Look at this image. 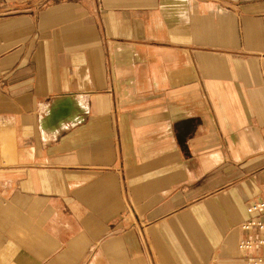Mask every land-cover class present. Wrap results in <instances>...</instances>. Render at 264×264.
Here are the masks:
<instances>
[{
    "label": "crops",
    "instance_id": "1",
    "mask_svg": "<svg viewBox=\"0 0 264 264\" xmlns=\"http://www.w3.org/2000/svg\"><path fill=\"white\" fill-rule=\"evenodd\" d=\"M261 198L264 0H0V264H252Z\"/></svg>",
    "mask_w": 264,
    "mask_h": 264
},
{
    "label": "built area",
    "instance_id": "2",
    "mask_svg": "<svg viewBox=\"0 0 264 264\" xmlns=\"http://www.w3.org/2000/svg\"><path fill=\"white\" fill-rule=\"evenodd\" d=\"M251 218L242 223L241 227L247 236L238 244L240 255L248 257L252 264H264V259L254 256V251H264V198L254 200L248 204Z\"/></svg>",
    "mask_w": 264,
    "mask_h": 264
}]
</instances>
